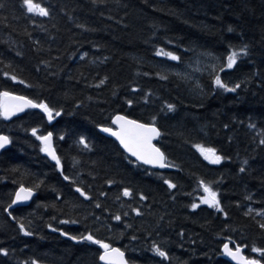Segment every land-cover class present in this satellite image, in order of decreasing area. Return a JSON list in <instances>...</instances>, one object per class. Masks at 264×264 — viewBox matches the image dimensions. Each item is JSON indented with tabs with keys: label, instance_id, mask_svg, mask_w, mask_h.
<instances>
[{
	"label": "trees",
	"instance_id": "obj_1",
	"mask_svg": "<svg viewBox=\"0 0 264 264\" xmlns=\"http://www.w3.org/2000/svg\"><path fill=\"white\" fill-rule=\"evenodd\" d=\"M35 2L49 14L0 0V92L54 110L52 123L39 110L0 116L10 139L0 153V264H100L98 244L70 239L88 234L130 264H230L224 244L264 264L252 251L264 248V0ZM216 76L240 87L219 88ZM117 114L158 128L170 170L135 163L98 131ZM47 133L59 168L40 150L36 136ZM194 145L223 159L209 163ZM201 181L222 211L200 203ZM21 185L35 195L11 210Z\"/></svg>",
	"mask_w": 264,
	"mask_h": 264
},
{
	"label": "snow or ice",
	"instance_id": "obj_2",
	"mask_svg": "<svg viewBox=\"0 0 264 264\" xmlns=\"http://www.w3.org/2000/svg\"><path fill=\"white\" fill-rule=\"evenodd\" d=\"M23 6L26 8L28 13L37 14L40 16H47L48 10L42 7L39 3H36L35 0H23ZM158 55L163 54L167 55L172 60H178L179 57L173 55L172 53H161L158 52ZM247 54V46H242L238 50L230 51L228 56L226 57L227 68H232L236 62L237 58L241 55ZM13 80H16V77H12ZM23 83V81H20ZM103 83V81H101ZM214 84L222 88L226 91H235L236 88L240 87L237 84L234 88H229L227 84H225L219 76H216L214 79ZM7 101H13L14 103H8ZM131 104V101H128ZM40 108L42 111L48 116V119H52L53 109L50 108L47 104L40 102L36 103L33 100L28 99L24 96H13L9 92H0V116H3L5 119L10 118L11 116L15 115L18 112L24 111L25 108ZM172 104H168L167 108L169 110L173 109ZM55 115L59 116L60 112H56ZM155 117H153V121ZM112 123L117 125L115 131L112 128L104 127L101 130L107 133H110L112 136H115L117 140H119L120 144L123 148L129 152L132 156L136 157L137 160L142 161L144 164H151V165H159L160 167H166L168 165L165 164V154L156 147L152 140L154 137H158L160 135L159 130L155 127L154 124H146L140 123L137 120L128 119L126 116L117 115L113 118ZM37 130L35 128L32 129V134L36 135ZM51 137L52 133H48L46 136L40 135L36 136L38 140L41 141V151L46 152L52 160L56 162L57 168L60 167V159L55 154V151L51 147ZM10 143L9 137L0 135V148L5 147ZM80 143L85 144V147L88 145L85 143L84 138L81 137ZM261 143L264 144V140H261ZM194 147L201 153L205 160H208L209 163L212 164H219L223 159L222 156L216 154V149L214 148H205L203 145H194ZM240 171H244L243 168ZM65 180H68L69 177L64 176ZM164 183L169 188H174L175 185L169 181L164 180ZM200 187L203 189L205 193L204 196L200 197V202L203 204L208 205L211 208H216L217 210L222 211L220 208V202L217 199V193L206 183L203 181L200 182ZM76 191L80 193L81 196L88 199L86 193L80 189L76 188ZM131 190L125 188L123 190L124 196H130ZM32 196V189L25 188L23 185L19 188L16 192L15 199L12 201V204L17 203L21 200H28ZM141 199H146L143 195H141ZM11 207V205H9ZM99 207V205H97ZM193 209L197 208L198 205L193 203L191 205ZM5 211H8L6 208ZM133 211H137L133 209ZM139 214V213H138ZM11 215V213H9ZM127 215V213H125ZM15 219V218H14ZM114 219L119 220L120 216H115ZM75 223V221H72ZM62 223H68V221H62ZM51 227V225H49ZM261 228H264V224L260 225ZM20 230L24 232L25 235H31L30 232L25 230L23 224H20ZM55 230V229H54ZM62 235H67V233H61ZM72 240H87L91 241L93 244H98L100 248L103 249V252L100 254L99 259L104 262V264H126L124 259V253L119 248H113L110 244L103 242L102 240L95 239L92 234H88L87 236L70 237ZM224 254L230 256L233 260L237 261V264H261V262L257 259H248L242 256L241 249L237 247L235 250L231 249L228 244L223 245ZM155 252L160 256L167 258V253L162 251L159 247L154 248ZM253 252L260 253L264 256V248H252ZM0 254L7 255V251L5 249L0 248ZM33 264H36L33 261Z\"/></svg>",
	"mask_w": 264,
	"mask_h": 264
},
{
	"label": "water",
	"instance_id": "obj_3",
	"mask_svg": "<svg viewBox=\"0 0 264 264\" xmlns=\"http://www.w3.org/2000/svg\"><path fill=\"white\" fill-rule=\"evenodd\" d=\"M13 96H18V95H13ZM7 102H8V103H14L13 101H7ZM29 109H36V108H31V107H29V108H25L24 111H22V112H18V113H16L15 115L11 116V117L8 118V119H15V118H17V117L23 115V114H24L27 110H29ZM116 116H117V115H116ZM121 116H123V115H121ZM114 117H115V116H114ZM114 117H113V118H114ZM47 118H48V116H47ZM113 118H112V120H113ZM127 118H128V117H127ZM128 119H130V118H128ZM48 120H49V119H48ZM112 120H111V127H109V128H112L113 131H115L116 128H117V125L113 124V123H112ZM102 128H104V127L98 128V131H99L103 136H105V137H107V138H109V139L115 141V142L119 145V147L123 150V152H124L128 157H130L132 160H134L135 162H137L138 164H141V165H143V166H145V167H149V168H151V169H155V170H158V171H166V170H169V169H170L168 166L162 168V167H160L159 165L144 164L142 161L137 160L136 157L132 156L129 152H127V151L123 148V146L120 144L119 140H117L115 136H112L110 133H107V132L102 131V130H101ZM159 132H160V131H159ZM4 136H6V135H4ZM159 137H160V135H159L158 137H154L153 140H152V143H153L156 147H158V146H157V142H158V140H159ZM9 145H10V143H8L7 145H5V147L0 148V153H1L3 150L7 149V148L9 147ZM51 147H52V149H53V145H52V137H51ZM53 150H54V149H53ZM47 156H48L49 158H51L48 154H47ZM164 162H165V161H164ZM18 190H19V189H18ZM18 190H17V191H18ZM17 191H16V192H17ZM16 192H15V194H14V198H13V200L15 199ZM34 195H35V193L32 191V196H31L28 200H21V201H18L17 203H15V204L12 205L11 209H15V208H17V207H25V206H28V205L30 204V202L32 201ZM229 247H230V245H229ZM99 248H100V246H99ZM113 248H117V247H113ZM230 248H231V247H230ZM236 248H237V247L235 246L234 248H231V249H234V250H235ZM240 249H241V248H240ZM100 250H101V253H102V252H103V249L100 248ZM122 252H123V251H122ZM123 253H124V252H123ZM240 254L246 258V256L243 254L242 249H241V253H240ZM222 258L225 259V260H226L227 262H229L230 264H237V261L233 260L230 256H227V255L224 254V249H222ZM124 259H125V261H126V264H129L128 261H127V259H126V255H125V253H124ZM99 262H100V264H104V262L101 261L100 259H99ZM261 264H263V263H261Z\"/></svg>",
	"mask_w": 264,
	"mask_h": 264
},
{
	"label": "bare ground",
	"instance_id": "obj_4",
	"mask_svg": "<svg viewBox=\"0 0 264 264\" xmlns=\"http://www.w3.org/2000/svg\"><path fill=\"white\" fill-rule=\"evenodd\" d=\"M141 165V164H140ZM143 166V165H142ZM145 167V166H144ZM146 168H149V167H146ZM151 169V168H150ZM229 245V244H228ZM236 247H238V246H236ZM234 248V247H233ZM223 249V248H222ZM234 250V249H233ZM242 251H243V249H242ZM244 254V253H243Z\"/></svg>",
	"mask_w": 264,
	"mask_h": 264
},
{
	"label": "rangeland",
	"instance_id": "obj_5",
	"mask_svg": "<svg viewBox=\"0 0 264 264\" xmlns=\"http://www.w3.org/2000/svg\"><path fill=\"white\" fill-rule=\"evenodd\" d=\"M44 136V135H43ZM205 195V193H203L200 197H202V196H204ZM200 197H199V199H200ZM201 203V202H200ZM203 204V203H202Z\"/></svg>",
	"mask_w": 264,
	"mask_h": 264
}]
</instances>
